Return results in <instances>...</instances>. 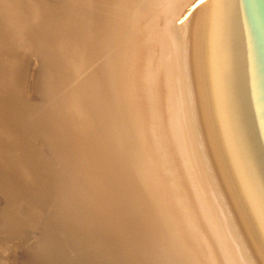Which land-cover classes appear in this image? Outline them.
<instances>
[{"label":"bare ground","instance_id":"1","mask_svg":"<svg viewBox=\"0 0 264 264\" xmlns=\"http://www.w3.org/2000/svg\"><path fill=\"white\" fill-rule=\"evenodd\" d=\"M69 1L65 9L0 0L43 53L79 77L52 133L66 149V173L73 170L81 186L72 191L65 171L55 174L42 157L24 159L18 134L0 124V264H53L41 227L55 238L57 227L71 230L75 207L83 206L86 218L95 213L97 229H112V244L96 243L99 264H264L250 234L253 224L264 245L262 215L248 205L250 178L247 185L239 163L234 168L231 123L222 118L210 63L213 47L229 63V0ZM37 79L43 93V76ZM22 115L32 148L42 128ZM135 224L144 230L136 242ZM67 233L83 262L95 264L82 239ZM120 240L124 256L115 255ZM138 246L143 256L133 255Z\"/></svg>","mask_w":264,"mask_h":264},{"label":"rangeland","instance_id":"2","mask_svg":"<svg viewBox=\"0 0 264 264\" xmlns=\"http://www.w3.org/2000/svg\"><path fill=\"white\" fill-rule=\"evenodd\" d=\"M45 1L47 3L51 2V4L55 2L57 6L65 9V6L70 2L69 0ZM9 14L10 13L7 11L0 9V124L4 129L5 126H9L12 133L18 134V143L16 144H18V147L25 150L24 159H31L33 162L42 157L55 174L58 173L62 175L64 171L65 173L67 172L66 168L68 165L65 164V161L67 162L68 155L67 152H65L66 149L63 144L56 136H53L52 132L53 128H55L56 125L59 126L62 122L63 119L61 117L64 118L65 116L63 112H69L68 94L69 92L72 93V91L75 92L77 90L76 84L78 83L79 77L76 74H72V76L68 75L62 63V65L59 64L43 53V50L29 37L23 19L17 21L15 18H11ZM38 74L43 76V81L46 84V91L43 93H39L36 84ZM23 111L30 113L34 121L37 120L39 128H42L41 131L38 132V135L35 136L36 140L34 145H32V148L39 149L41 152L37 156L31 155V144L24 139V123L26 121L22 115V113L24 114ZM85 113L87 117L90 115L88 109H86ZM2 145H4V142L1 140L0 151ZM72 151L70 152L72 153ZM71 153L70 157H74L75 152L72 153L74 156H71ZM75 158L76 156L74 159ZM70 170L72 169L70 168ZM74 173L75 172L72 170L70 173L64 174L68 177L65 183L70 185L72 191L80 189L81 187L74 180L72 176ZM80 192H84L80 195L82 198L84 195L86 197L87 192L85 193L83 189H81ZM236 195L239 197V204L241 205L242 200L238 194ZM69 204L75 207L76 202H70ZM83 208L84 209L75 207L79 213L76 212L77 217H75L73 225L71 224L72 228L71 230L67 228V231L82 239L84 249L86 248L88 253L91 255L93 254V261L96 262L95 264H99L100 262L94 259H96L95 256H99L102 251L100 252L95 249L96 243L99 241H108V243L112 244V229H97V218L95 213L92 211L90 214L88 211V217L86 218L85 209L87 207L83 206ZM114 213H119V211H115ZM121 216L122 215L118 216L119 221L121 220ZM50 220L55 226H58V220L61 219L59 217L56 218L55 215V217ZM248 220L252 222L253 219L251 220L249 217ZM43 224L44 223H42V225ZM250 226V234L253 235V237L251 235L253 243L256 248L258 246L259 249L262 250L264 255V245L259 230L257 227H254L253 224H250ZM83 227H87L88 229H82ZM80 229L82 230L77 232V230ZM131 230L135 242L138 237L139 240H142L140 235L144 232L143 228L135 224L134 228ZM67 231L64 227H61V229L57 227L55 232L57 236L54 238L48 235V233L46 234V232H43L41 227V233L45 236L44 245L48 250L50 261L53 264H85L81 258L80 251L75 246L77 242L73 241L72 234L70 237ZM20 237H22L27 244L30 243L29 235H21ZM114 243H116L115 249H117V251L114 250L115 255L122 254L124 256L126 252L124 250L119 251L122 241H114ZM136 248L137 247L133 249V255L143 256V252L141 251L142 248L138 246L137 253L135 252ZM122 255L120 257H122ZM126 256L127 255H125V257Z\"/></svg>","mask_w":264,"mask_h":264},{"label":"water","instance_id":"3","mask_svg":"<svg viewBox=\"0 0 264 264\" xmlns=\"http://www.w3.org/2000/svg\"><path fill=\"white\" fill-rule=\"evenodd\" d=\"M233 1L225 5L231 10L229 63L225 66L226 55L215 53L214 47L210 63L219 88L222 118L231 123L230 141L238 161L234 165L232 154L230 160L234 168L240 166L244 171L247 185L251 180L248 205L251 211L261 213L264 225V0ZM218 14L220 24L222 16ZM225 21L219 28L223 35ZM218 47L220 50L224 45L219 42Z\"/></svg>","mask_w":264,"mask_h":264}]
</instances>
